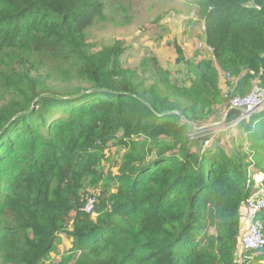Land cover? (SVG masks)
<instances>
[{
  "label": "trees",
  "instance_id": "obj_1",
  "mask_svg": "<svg viewBox=\"0 0 264 264\" xmlns=\"http://www.w3.org/2000/svg\"><path fill=\"white\" fill-rule=\"evenodd\" d=\"M108 6L0 0V264H44L62 236L52 264H262L242 234L257 187L264 199V108L232 126L257 163L245 141L228 149L189 130L228 105L222 74L231 96L264 89V0L198 2L213 58L173 43L186 81L151 59L125 67L122 41L92 50ZM110 148L124 153L117 174Z\"/></svg>",
  "mask_w": 264,
  "mask_h": 264
},
{
  "label": "rangeland",
  "instance_id": "obj_2",
  "mask_svg": "<svg viewBox=\"0 0 264 264\" xmlns=\"http://www.w3.org/2000/svg\"><path fill=\"white\" fill-rule=\"evenodd\" d=\"M199 1L109 0L106 19L96 23L87 32L88 44L91 45L92 50L99 51L103 47L113 45L116 41H122L127 48L122 57L125 67L141 71L144 68V62L151 59L152 64L157 68L170 70L171 78L186 81L185 66H176L178 55L173 43L181 46L188 59L195 56L199 59L213 58L212 52L209 50L210 47L204 42L205 26L196 23L198 17L195 10L198 9ZM226 79L229 81L232 80V77L222 74L223 97L225 93L231 92L230 86L226 84ZM255 88L260 87L256 84L253 89ZM263 108L264 106L261 109ZM227 110L225 104L216 107L204 124L192 125L189 134L194 133L198 137L220 140L228 149H233L240 145L241 141H245L250 162L257 163L255 148L249 143V136H246L244 131L240 132L234 127H229ZM232 140L234 144H232ZM111 148L105 150L107 159L104 163L107 170L117 174V167L124 153L117 148ZM257 188L253 197L260 198L263 195V190ZM68 249L69 241L65 236H62L54 251L47 256L44 264L60 261Z\"/></svg>",
  "mask_w": 264,
  "mask_h": 264
},
{
  "label": "built area",
  "instance_id": "obj_3",
  "mask_svg": "<svg viewBox=\"0 0 264 264\" xmlns=\"http://www.w3.org/2000/svg\"><path fill=\"white\" fill-rule=\"evenodd\" d=\"M211 51V48H209ZM230 77V76H228ZM224 98L228 101V112L236 110L241 113L229 127L236 125L241 120L248 119L253 113L257 112L264 106V89L255 88L245 96H231L225 93ZM190 138L196 139L194 133L190 134ZM209 142H206L208 145ZM96 198L90 196L85 204L83 211L86 214L95 216L94 209ZM264 210V199L251 197L247 200L244 211V230L242 234V249L245 252H258L264 249V225L260 219V214Z\"/></svg>",
  "mask_w": 264,
  "mask_h": 264
},
{
  "label": "bare ground",
  "instance_id": "obj_4",
  "mask_svg": "<svg viewBox=\"0 0 264 264\" xmlns=\"http://www.w3.org/2000/svg\"><path fill=\"white\" fill-rule=\"evenodd\" d=\"M86 204V203H85Z\"/></svg>",
  "mask_w": 264,
  "mask_h": 264
}]
</instances>
